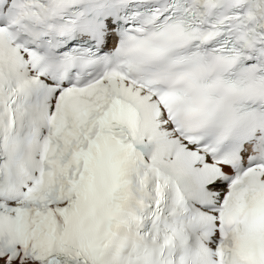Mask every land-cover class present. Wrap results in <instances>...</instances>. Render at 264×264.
Masks as SVG:
<instances>
[{
    "label": "snow or ice",
    "instance_id": "snow-or-ice-1",
    "mask_svg": "<svg viewBox=\"0 0 264 264\" xmlns=\"http://www.w3.org/2000/svg\"><path fill=\"white\" fill-rule=\"evenodd\" d=\"M0 264H264V0H0Z\"/></svg>",
    "mask_w": 264,
    "mask_h": 264
}]
</instances>
